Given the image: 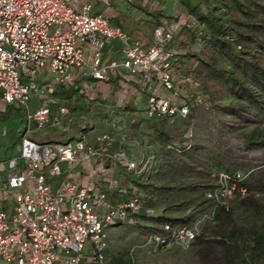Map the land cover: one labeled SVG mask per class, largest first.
Segmentation results:
<instances>
[{
    "label": "built area",
    "instance_id": "obj_1",
    "mask_svg": "<svg viewBox=\"0 0 264 264\" xmlns=\"http://www.w3.org/2000/svg\"><path fill=\"white\" fill-rule=\"evenodd\" d=\"M190 19L164 20L146 40L113 24L107 12H96L93 0H0V107L27 108L18 154L0 159V264H109L107 229L131 221L145 194L114 202L102 186L81 185L78 179L87 171L113 189L122 169L145 175L156 148L140 139V160H131V137L119 132L117 123L97 132L95 119L73 114L72 99L50 98L57 90L73 89L90 103L99 96L90 80L108 84L116 78L122 107L131 95H141L133 103L137 111H147V119H187L175 146L190 147L193 111L209 107V100L202 91H183L176 49L168 46ZM32 97L38 98L33 112ZM49 126L57 128L56 138L34 136ZM246 177L222 171L219 186L207 196L226 203L236 181ZM164 228L165 234L151 233L141 246L189 249L198 236L193 221Z\"/></svg>",
    "mask_w": 264,
    "mask_h": 264
},
{
    "label": "trees",
    "instance_id": "obj_2",
    "mask_svg": "<svg viewBox=\"0 0 264 264\" xmlns=\"http://www.w3.org/2000/svg\"><path fill=\"white\" fill-rule=\"evenodd\" d=\"M123 1L145 14L153 30L164 20L191 18L168 45L176 49L174 66L179 79L188 86H199L224 133L241 137L246 149H264V0H182L188 15L151 10L137 0ZM109 16L111 21L115 18ZM113 24L121 26L119 22ZM110 83L118 84L119 80L112 78ZM65 90L74 92L60 89L54 93L63 95ZM158 121L140 120L148 129L142 142L156 148L155 162L143 176L122 169L125 177L119 175L115 189L106 191L110 199L120 201L138 191L145 194L141 209L131 215L144 241L151 233L165 234L167 223L188 226L209 209H216L220 221L228 218L233 222V206L252 203L263 216L254 219L261 224L246 229L249 238L244 236V229L236 226L220 228L224 261L219 264H258L264 257V182L253 181L247 175L236 181L234 196L226 203L209 198L208 192L220 184V172L247 173L234 169L218 151L206 145L176 147V139ZM241 188L246 192L242 193ZM149 209L152 213H148ZM197 239L199 235L194 243ZM169 248L151 246L150 250ZM132 261L130 253L128 264Z\"/></svg>",
    "mask_w": 264,
    "mask_h": 264
},
{
    "label": "rangeland",
    "instance_id": "obj_3",
    "mask_svg": "<svg viewBox=\"0 0 264 264\" xmlns=\"http://www.w3.org/2000/svg\"><path fill=\"white\" fill-rule=\"evenodd\" d=\"M137 1L142 2L151 10L163 9L171 15H176L180 12L184 15H188L182 0ZM193 1L196 2L197 0ZM94 3L96 10H104L108 14L113 11V8L120 10L123 14L113 18L112 22L117 24L119 22L120 25L128 31L135 28L130 32V34L135 37H143L145 33L147 35L151 34L153 29L152 25L141 18L146 15L133 6L127 5L123 0H96ZM179 85H183L182 88L184 92H199V86L197 85L189 84L188 86V84L186 85L183 81L179 82ZM108 89L109 88L104 91L106 95L109 94ZM143 103L145 107L146 102L143 101ZM37 107L38 100L32 99L30 101V110L33 112ZM26 115L27 108L25 106L8 105L6 107H0V159H6L18 154L17 150L20 145V132L24 128ZM147 118V111L144 110V108L137 112H130L123 119L116 116L119 127L118 131L131 137L130 147L127 152L131 160H140L138 143L140 139H142V136L144 137L143 133L148 130L145 124L140 122V119ZM192 118L194 119L193 143L213 148L218 151L234 169H241L247 173L253 181L264 182V149H246L241 137L237 135L230 136L224 133L219 127L210 107H197L193 111ZM133 122L135 124H142L141 128H132ZM158 123L164 124L163 126L174 139H181L189 126L187 119L178 117L171 119L169 122L163 120L158 121ZM108 126V123H105L104 129L107 130ZM57 131V128L49 126L35 132L34 136L38 139L56 138ZM125 170L130 172L127 169ZM119 175H121L122 178L125 177L120 171ZM117 180L119 183V178ZM212 211V209H209L199 214L193 220V223H196L198 228L199 239H197L189 249H183L176 245L169 249L155 252L150 250L147 246H141L144 240H142L135 223L127 221L121 225L109 227L107 229L109 264H128L130 253L132 254L133 249L135 264H219L224 261V246L222 242H220L223 239V235L220 234V228L223 227L225 230H229L236 226L242 230L244 229V236L249 238L250 234L246 229L250 228L252 224H261L260 220H254L256 217H260L261 213L257 212L255 205L249 202H243L233 206V222H230L228 218L225 219V222L220 221L217 219V213H213ZM257 263L264 264V257Z\"/></svg>",
    "mask_w": 264,
    "mask_h": 264
},
{
    "label": "crops",
    "instance_id": "obj_4",
    "mask_svg": "<svg viewBox=\"0 0 264 264\" xmlns=\"http://www.w3.org/2000/svg\"><path fill=\"white\" fill-rule=\"evenodd\" d=\"M94 1H96V0H94ZM112 10L113 11H111V13H110L111 17H119L123 14L118 9L113 8ZM95 11L96 12H102L104 10L98 11V10H96V6H95ZM141 18H143V20H146L145 18H147V17H141ZM134 29L135 28L130 29L129 32L133 31ZM152 33H153V29H152V32L150 35H147L145 33L143 35V37H139V38L150 40ZM90 82L92 83V85L97 87V89L99 90V96H98L97 100H94L90 103L86 102L80 94L75 93V92H71V91H67V90H65L66 92L63 95H59V93L58 94L53 93L50 99H56V101H60V103L63 99H72L73 114H76L77 116L78 115H85V116H89V117H92L93 119H95L97 121V127H96L97 132L105 131V129H104L105 123H108V125H109L107 130L112 128L113 123H117V125H118V122L116 121V116H118L120 119H123L130 112H137V108L135 107V105L133 103V99H143L144 98L141 95H131V97H129V99H131L129 104H126L125 107H122L121 105H119V102H118V99H120L119 89L121 87L119 83L118 84H113V83L106 84V83L96 82L93 80H90ZM107 88H109L108 89L109 91L107 90L109 93L108 95H106L104 92ZM30 99L36 100L38 98L32 97ZM53 106H54V108H56L55 103ZM139 124L138 125L135 124L133 126V128L140 129L141 126H139ZM77 129H78L77 123L73 124L71 126L70 135L73 134L74 132H76ZM143 138L144 137H142V140H143ZM118 176H119V173L116 174V178H118ZM88 181H93L94 183L102 186V188L105 191L110 189L108 186L104 185L103 181H101V179L98 175L91 177L87 174V171H84V174L78 179V182L82 185L83 183L88 182ZM103 186H105V187H103ZM113 189H115V188H113ZM113 189H111V190H113Z\"/></svg>",
    "mask_w": 264,
    "mask_h": 264
},
{
    "label": "water",
    "instance_id": "obj_5",
    "mask_svg": "<svg viewBox=\"0 0 264 264\" xmlns=\"http://www.w3.org/2000/svg\"><path fill=\"white\" fill-rule=\"evenodd\" d=\"M21 136V135H20Z\"/></svg>",
    "mask_w": 264,
    "mask_h": 264
}]
</instances>
